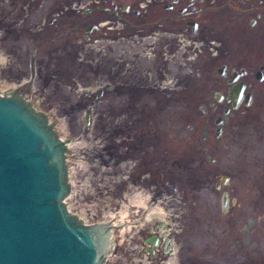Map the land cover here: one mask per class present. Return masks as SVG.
<instances>
[{"label":"rangeland","instance_id":"obj_1","mask_svg":"<svg viewBox=\"0 0 264 264\" xmlns=\"http://www.w3.org/2000/svg\"><path fill=\"white\" fill-rule=\"evenodd\" d=\"M63 6L62 0H0L1 92L17 83L10 76L29 68L36 43L30 29H38L40 25L35 23H42L41 18ZM211 39L205 38V44ZM221 39L216 37V45L202 48L197 58L196 53L186 52L188 47L185 51L180 46L177 52L163 54L161 60L167 57L162 65L166 77L161 81L157 78L160 55L155 59L151 45L143 47L142 55L139 47L135 66L129 51L120 53L121 83L128 82L137 66L146 68L145 84L151 86L152 93L136 102L124 96L115 102L111 77L100 83L101 75L92 76L97 69L115 67L111 53L94 50L87 54L91 62L73 52L54 60L55 65L48 69L62 98L51 101L49 107L35 100L31 104L47 116L61 138L71 139L69 143L76 139L85 142L78 150L69 146L67 152L71 192L66 203L79 219L120 224L122 215L130 220L133 214L142 215V206H148L147 218L152 214L154 224L160 221L152 210L164 208L167 231H176V237L186 247L189 244L192 249L185 247L182 252H193L194 264H264V131L256 128L260 119H248L239 111L230 118L221 138L215 136L214 119L221 110L217 112L211 103L216 104L214 92L225 86L217 72L225 56ZM50 60L47 63L51 64ZM42 61L38 58L37 63ZM59 64L67 68L62 71L69 73L73 82H84L74 73V66L92 77L91 82L75 89L66 86ZM102 84L106 92L96 97L100 89L91 90ZM59 108L63 112H57ZM86 112L91 114L88 124ZM147 125L150 138L145 136ZM148 140L151 175L144 178L139 174L138 157L145 155ZM225 190L231 195L226 211ZM137 196L148 202H134ZM180 221L197 223L181 229ZM117 233L114 230V252L119 248Z\"/></svg>","mask_w":264,"mask_h":264},{"label":"flooded vegetation","instance_id":"obj_2","mask_svg":"<svg viewBox=\"0 0 264 264\" xmlns=\"http://www.w3.org/2000/svg\"><path fill=\"white\" fill-rule=\"evenodd\" d=\"M62 4V8L41 18L44 20L42 23L34 24L40 25L38 29H30L36 43L30 55L29 68L27 71H17L14 77L10 76L17 83L7 86L2 91L4 94L21 96L29 102L39 101L42 106L49 107L51 101L61 99L63 95L48 69L55 65L54 60L64 59L73 52L91 62L92 58L87 54L97 50L104 54L111 53L116 64L109 70L100 68L92 74L103 77L100 83L111 77V93L115 102L121 96L133 102L148 99L152 89L145 84V65L142 68L137 66L138 71H133L128 82L121 83L118 67L120 53L129 51L132 54L131 64L135 66L137 61L134 57L142 55L143 47L151 45L149 47L155 59L160 55L157 78L161 81L166 77L162 65H165L167 57L161 60L163 54L167 56L168 51L177 52L180 46L185 51L188 47L186 52L196 53L197 58L203 52L202 48L211 47L209 44L216 45L215 38L222 37L220 44L224 43L225 56L217 72L225 86L214 92L216 104L211 103L217 112L221 110L214 119L215 136L221 138L230 118L239 111L245 112L248 119H260L256 128L264 131V0H62ZM79 4L85 6L79 7ZM207 37L214 39L206 45L204 39ZM139 47L141 52L137 54ZM218 49H215L216 53ZM38 58L46 65L42 64L43 61L37 63ZM49 59L51 64L47 63ZM57 69L66 86L74 89L78 84L82 86V83L89 84L92 80L77 66H74V73L84 82H73L69 73L62 71L67 70L65 66L60 65ZM104 87L105 84H102L91 91L94 93L100 89L96 97H102L106 92ZM90 97L92 99L93 95ZM145 110L149 112V104ZM56 111L63 112V109ZM86 115L91 114L86 112ZM150 133L151 127L147 125L145 136L150 138ZM144 145L145 155L138 157V166L142 169L140 176L145 178L147 174L151 175L150 141ZM225 192L230 202V192ZM142 208L143 211L139 210L142 215L134 211L137 216L133 214L132 219L117 224L114 230L118 232L119 248L115 252L113 249L105 264H194V253L185 255L182 252L186 246L180 237H176V231H167L163 227L167 222L151 224L147 218L150 212L148 206ZM189 223L195 225L197 221H180L181 229ZM126 224L131 227L127 228ZM165 230L167 238L163 235ZM186 248L192 249L189 244Z\"/></svg>","mask_w":264,"mask_h":264},{"label":"water","instance_id":"obj_3","mask_svg":"<svg viewBox=\"0 0 264 264\" xmlns=\"http://www.w3.org/2000/svg\"><path fill=\"white\" fill-rule=\"evenodd\" d=\"M70 141L31 102L0 91V264H104L113 251L117 224L84 223L66 203Z\"/></svg>","mask_w":264,"mask_h":264},{"label":"bare ground","instance_id":"obj_4","mask_svg":"<svg viewBox=\"0 0 264 264\" xmlns=\"http://www.w3.org/2000/svg\"><path fill=\"white\" fill-rule=\"evenodd\" d=\"M1 60H2V58H1ZM84 144H85V142L83 140L76 139L74 142L68 143V147L71 146L74 149L78 150ZM134 202H137V203H140V204H146L148 202V200H146V198H143L141 196H137V200L135 199ZM152 211H156L157 212L156 217H158V220L160 222H165L166 221V213H167L166 209L157 207V208H155ZM152 216H153L152 214L150 216H148V220H152ZM121 217H122L121 219L124 221L126 216L122 215ZM130 227L131 226L128 224L127 228H130ZM163 227H165V226H163ZM163 235L165 236V238H167L166 230L163 232Z\"/></svg>","mask_w":264,"mask_h":264}]
</instances>
